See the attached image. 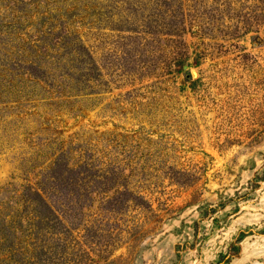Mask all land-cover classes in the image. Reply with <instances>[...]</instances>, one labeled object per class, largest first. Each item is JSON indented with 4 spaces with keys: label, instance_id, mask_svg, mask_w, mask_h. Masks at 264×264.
<instances>
[{
    "label": "rangeland",
    "instance_id": "374dc122",
    "mask_svg": "<svg viewBox=\"0 0 264 264\" xmlns=\"http://www.w3.org/2000/svg\"><path fill=\"white\" fill-rule=\"evenodd\" d=\"M0 264H264V0H0Z\"/></svg>",
    "mask_w": 264,
    "mask_h": 264
}]
</instances>
